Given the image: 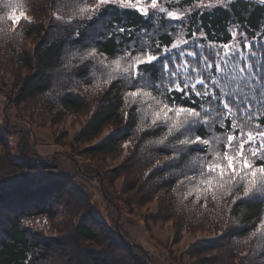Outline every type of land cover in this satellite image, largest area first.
I'll return each instance as SVG.
<instances>
[{
  "label": "trees",
  "instance_id": "obj_1",
  "mask_svg": "<svg viewBox=\"0 0 264 264\" xmlns=\"http://www.w3.org/2000/svg\"><path fill=\"white\" fill-rule=\"evenodd\" d=\"M131 2L140 4L143 9L151 5V0ZM198 2L160 0L156 9L146 10L148 15L145 16L137 8L117 4L103 6L102 12L93 13L84 0V9L88 11H84L83 23H58L50 33L42 31L43 35L38 29L39 24L27 27L23 39L37 37L31 51L26 49L25 41L23 46L19 45L16 37L19 29L16 26L12 29L6 20L8 5L2 3L5 6L0 8V16L5 21L1 23L8 25L7 33L11 34L9 43L12 45L8 49L11 71H16L17 66L24 70L19 76L14 103L45 95L54 86L62 84L58 109L62 113H79L85 107L84 96L73 94L72 82L79 83L85 91L94 83L93 71L100 74L104 70L99 82L101 87L92 104L93 112L74 139L77 142L90 141L106 127H113L114 131L96 145L83 149L82 153L94 161L87 165L89 167L84 165L85 172L102 179L105 195L112 200L116 199L114 183L122 177L125 197L122 204L126 209L131 203L140 206L155 200L158 204L157 220L172 224L175 239L183 232L215 234L214 240L190 245L187 254L194 260L190 264H264V196L253 199L254 189L250 188L246 197L244 187L234 189L231 182L221 188L218 172L214 176L207 175V163H224L227 136H234L233 145L238 148L242 132L243 139H247L248 131L264 130V113L255 118L254 112V118L249 119L244 112L234 111L221 124L213 112L207 125L202 124L195 133L189 134L192 139L199 135L208 141L190 146L199 147L203 152L192 151L176 157L173 151L175 142L153 143L164 135L166 128L153 131L144 127L163 106L157 103L163 98L153 92L151 97H140L133 103L127 93L135 89L112 63L130 47L134 52L143 46L146 51L157 53L165 47L172 48L173 44H178L176 24L184 34V40L193 41L195 33L197 43L206 48L214 45L221 53L220 48L232 40L231 28L237 26L255 44L254 49H245L242 47L244 40L240 42L238 63L239 55L248 57L251 52L264 67V4L261 0H229L226 5L191 9ZM169 12L181 16V19L172 20ZM121 27L127 31H119ZM69 46L76 56L70 66L63 56ZM181 47L191 48L192 45ZM93 48L96 57L91 62L85 57ZM80 55H84V62H80ZM141 69L147 72L149 79L158 82V64L141 65ZM167 95L181 104L191 103L182 92L173 91ZM253 103H256L255 99ZM147 107L149 112L143 113ZM216 136L220 137L218 144L214 141ZM124 145L128 149L124 160L115 168L105 170L99 157L111 155ZM248 147L245 144V148ZM229 154H232L231 150ZM25 162L11 161V173L18 174L16 170L24 167H28L26 170L34 168L33 171L48 168L46 164L44 167L39 165L42 163L30 165ZM209 179L211 184L206 183ZM7 181L5 178L0 182V205L4 206L7 200L10 205L7 210H11V214L0 221V264H150L138 247L108 231L105 223L90 211L89 202L77 191H72L68 183H20V188L25 190L22 199L26 207H22L18 204L16 188L4 184ZM56 219L62 228L58 230L60 234L52 235L48 232V225L52 221V227H55Z\"/></svg>",
  "mask_w": 264,
  "mask_h": 264
},
{
  "label": "rangeland",
  "instance_id": "obj_2",
  "mask_svg": "<svg viewBox=\"0 0 264 264\" xmlns=\"http://www.w3.org/2000/svg\"><path fill=\"white\" fill-rule=\"evenodd\" d=\"M81 1L83 2L81 3ZM228 2L229 0H199L191 9L198 7L204 9L214 4L226 5ZM2 3L8 5L7 21L10 14L19 15L20 11L25 13V18L20 21L19 26H16L19 29V32H16V37L20 46H23L25 41L28 51L32 50L37 37L34 35L32 38H25L28 41L23 39L27 27L39 24L38 29L43 35L42 31L50 33L55 24L73 22L77 24V22L83 23L84 21V0H0V8L5 6ZM94 3L95 0H93V4L88 3V9H91ZM116 4L122 7L141 8L140 4L133 2L126 5ZM144 8L145 10L150 9L151 5L144 6ZM178 19H181V16H178ZM2 21L5 20L0 16V182L6 178L8 181L4 184L10 188H16L18 204L22 207H26V203L22 199L25 190L20 188V183L47 185L57 181H62L64 185L68 183L67 185L72 191H77L89 202L86 203L89 205L90 211L105 223L108 231L115 236L120 235L132 246L138 247L148 257L150 264L192 263L194 260L190 259L187 254L190 245L214 240L215 234L183 232L178 239H175L172 224L157 220L158 204L155 200L140 206L131 203L126 209L122 204V200L125 198L122 194V177L114 183L116 199L112 200L105 195L102 179L87 174L84 170V165H90L94 161L90 156L82 153L83 149L96 145L114 131L113 127H106L95 139L90 141L77 142L74 139L93 112L92 104H94L97 91L101 87L99 82L104 70L101 72L102 74L93 71L94 83L85 91L83 87L79 86V83L72 82L73 94L81 93L84 96L85 107L79 113H62L58 109V98L63 90L62 84L54 86L45 95L30 98L25 102L14 103L15 93L20 83L19 76L24 70L17 66L16 71H11L9 61L11 52L8 50L12 45L9 43L11 34L7 33L8 25L1 23ZM10 25L12 29L15 28L12 23ZM174 25L178 31L176 42L179 46H183L184 34L178 25ZM231 34L232 40L227 45H231L236 54H238V47L242 40H244V45L251 43L250 39H247L237 26L231 28ZM220 49L223 53V47ZM63 56L69 66L76 59L71 46L63 51ZM80 57V62H84V55H80ZM87 59L92 62L91 57ZM57 74L54 78L57 77ZM57 109L59 113L56 114ZM147 109L143 113L149 112L150 108L147 107ZM219 140V136L214 138L216 144L219 143ZM127 154V145H124L115 153L99 157V159L102 160L101 163L105 170L106 168L112 169L119 165ZM22 160L30 165L42 163L39 165L46 167V164L48 168L33 171L34 168L26 170L28 167H24L23 170L22 168L16 170L18 174L11 173L9 163L11 161L19 163ZM94 164L98 165V163ZM93 173L95 174V172ZM11 194L13 195V193ZM126 203L128 204V201ZM9 206L7 200L4 206L0 205V221L11 214V210H7ZM57 221V219L54 220L55 227H52V221L48 225V232L52 235L60 234L58 230L62 226H59Z\"/></svg>",
  "mask_w": 264,
  "mask_h": 264
},
{
  "label": "snow or ice",
  "instance_id": "obj_3",
  "mask_svg": "<svg viewBox=\"0 0 264 264\" xmlns=\"http://www.w3.org/2000/svg\"><path fill=\"white\" fill-rule=\"evenodd\" d=\"M130 2L131 0H95L91 11L100 13L103 11V6L116 3L126 5ZM88 3L93 4V0H88ZM261 3L264 4V0H261ZM151 8H157V0H151ZM83 11L87 12L88 9ZM138 11L145 16L148 15L143 8ZM160 11L163 9L161 8ZM168 16L172 20L178 19L172 12H169ZM24 18L25 13L22 11L19 15L14 13L8 16L9 22L14 26H19ZM119 31L127 30L121 27ZM193 37L191 42L186 39L183 41L184 45L191 43V48L173 44L172 48L165 47L157 53L146 51L143 46L134 52L130 47L126 52L121 53L120 58L112 61L116 69L124 75L127 83L135 89L127 93L133 103L138 102L140 97H151L153 92L163 98L157 101L163 106L154 113L150 124L144 127L153 131L166 128L164 135L153 143L165 145V142L169 144L175 142L173 151L176 157L181 154L187 155L192 151L203 152L199 147L190 146L208 141L199 135L192 139L189 134L195 133L202 124L207 125L213 112L220 118L221 124L234 111L244 112L249 119L254 118V112L255 118L264 113V99H262L264 67L261 66L260 61L255 60L254 54L250 52L248 57L239 55L238 63V56L231 45H223L224 51L221 53L214 45L206 48L204 44L197 43L195 33ZM244 47L254 49L255 44L246 43ZM88 57H96L95 48L87 53L85 59ZM153 62L160 66L158 82L149 79L147 72L141 69V65H151ZM237 67L239 71L236 70ZM193 79L194 83H192ZM173 91L182 92L183 97H187L191 103L185 105L176 99H170L167 94ZM233 127H236L235 120ZM257 128L259 129V125ZM243 135L242 132L238 148L233 145L234 136H227L226 150L223 154L224 163H207V175L214 176L218 172L221 177L219 182L221 188H224L228 182H231V187L237 190L243 186L246 197L249 196V190L252 188L254 189L252 198L255 199L264 196V163H256L264 161V130L248 131L247 139H243ZM245 144L249 146L247 149ZM229 150L232 152L231 155ZM206 183L211 184L212 180L209 179Z\"/></svg>",
  "mask_w": 264,
  "mask_h": 264
}]
</instances>
